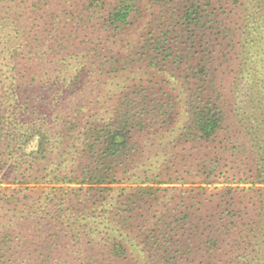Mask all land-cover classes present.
Returning a JSON list of instances; mask_svg holds the SVG:
<instances>
[{
	"label": "trees",
	"instance_id": "1",
	"mask_svg": "<svg viewBox=\"0 0 264 264\" xmlns=\"http://www.w3.org/2000/svg\"><path fill=\"white\" fill-rule=\"evenodd\" d=\"M0 264H264V0H0Z\"/></svg>",
	"mask_w": 264,
	"mask_h": 264
}]
</instances>
